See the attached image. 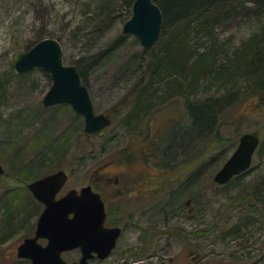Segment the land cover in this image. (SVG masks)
<instances>
[{
  "label": "rangeland",
  "instance_id": "374dc122",
  "mask_svg": "<svg viewBox=\"0 0 264 264\" xmlns=\"http://www.w3.org/2000/svg\"><path fill=\"white\" fill-rule=\"evenodd\" d=\"M130 16L131 7L122 0H0V264H30L16 256V249L34 235L43 206L26 185L60 170L68 174L65 190L91 185L101 193L107 225L122 229L110 256L88 264H264V214L254 189L264 181V149L228 184L212 180L240 135L264 136L252 82L236 79L229 87L210 82L188 92L186 73H181L179 80L161 85L146 114L132 118V91L148 81L142 79L143 62L152 48L121 32ZM258 26L240 11L216 32L229 48L239 49L256 38ZM45 37L60 41L66 65L78 71L79 59L91 64L84 86L94 112L110 121L101 136L84 135L83 118L68 105H41L51 80L40 69L14 72L15 53ZM191 45L193 52L201 51L196 41ZM161 51L158 47L152 54ZM96 55L100 57L92 64ZM186 98L199 102L194 105L220 101L213 124L220 130L219 144L210 145V137L206 142L208 132L178 138L188 130ZM156 144L166 166L151 155ZM212 147L211 160L201 165L202 151ZM79 256L73 250L62 257L73 262Z\"/></svg>",
  "mask_w": 264,
  "mask_h": 264
},
{
  "label": "water",
  "instance_id": "95a60500",
  "mask_svg": "<svg viewBox=\"0 0 264 264\" xmlns=\"http://www.w3.org/2000/svg\"><path fill=\"white\" fill-rule=\"evenodd\" d=\"M162 26V13L153 0H134L131 16L124 22L121 32L133 35L144 48L158 40ZM13 69L18 75L40 69L51 80L41 100L45 108L65 104L84 120L86 136H101L110 125L103 114H96L87 88L82 84L74 65H66L63 48L56 38L46 37L26 52H16ZM260 139L256 134L245 133L238 139L235 150L214 174L215 184L224 185L234 176L249 169ZM4 173L0 165V175ZM67 179L63 171L44 176L26 185L32 197L42 204L34 235L17 246L16 256L30 264H88L95 258L105 260L116 248L121 236L117 226H105L106 212L98 193L87 186L70 190L56 199ZM44 240V245L38 241ZM78 250L77 261L66 262L62 254Z\"/></svg>",
  "mask_w": 264,
  "mask_h": 264
},
{
  "label": "trees",
  "instance_id": "16d2710c",
  "mask_svg": "<svg viewBox=\"0 0 264 264\" xmlns=\"http://www.w3.org/2000/svg\"><path fill=\"white\" fill-rule=\"evenodd\" d=\"M133 1L122 0L124 5L129 7H132ZM234 1L237 2L236 5ZM153 2L159 6L162 13L161 35L151 47L149 58L143 62L145 69L142 79L148 78V81L146 83L139 82L132 91L135 99L130 104V116L133 114L132 118L136 119L137 114H146L153 102V96L160 92L161 85L164 84L167 87L168 81H177L180 79L177 77L178 74L186 73L184 81L187 84H183V86L185 85L184 88L188 92L206 86L210 82L229 87L233 85L236 79L237 81L241 79L251 81L252 83H249L250 88L258 97V103L255 104L256 113L264 122V0H153ZM85 11L88 12V9ZM101 11L102 9H100V13ZM240 11L243 17L250 18L259 25L257 35L253 36L259 37V41L254 42L256 38H251L249 43L241 44L239 49H231L220 40L216 28L220 27L222 23L230 21ZM90 14L94 20L97 18L98 14L95 12ZM201 40L203 41L201 42ZM193 41L198 43L199 47L196 48L201 50L200 52H193L195 49V46L191 45ZM158 47L162 49L161 53L159 55L152 54ZM99 57L100 55L94 56L90 62L96 63ZM90 65L84 59L77 61L78 73L83 84L86 82L85 72ZM178 87L184 89L180 85ZM223 89L225 88L219 87L218 92ZM186 100L188 107L187 112H185V128L188 130L178 138L187 139L192 136H204L208 132L209 135L205 138L206 142H208L207 138L210 137L209 140H213L210 145L219 144L221 141L220 130L218 127L213 129V124L214 112L219 111L216 108H218L220 101L210 100L207 105H194L199 102H196L197 100L190 102L187 98ZM131 120L128 118L127 122ZM173 131L174 129H171V133ZM170 135L168 134V136ZM256 135L261 138L256 150L260 153L264 149V136L260 133H256ZM167 142H169V138L166 139L164 152L170 147L171 142L168 144ZM158 143L160 144V141ZM214 153L213 147L211 152L202 151L201 165L206 166ZM153 154L157 156L158 162L166 166V159L163 154L160 155L157 144L151 155ZM198 173L199 169L196 170L193 177ZM235 178L238 176L233 179ZM254 189L256 195L260 196L256 203L262 205L261 212L264 214V202H261L264 201V194L261 195L264 192V181L261 179L257 182ZM252 208L254 209L253 213L255 211L257 215L260 213L257 208L255 209L253 206Z\"/></svg>",
  "mask_w": 264,
  "mask_h": 264
},
{
  "label": "flooded vegetation",
  "instance_id": "af4514ba",
  "mask_svg": "<svg viewBox=\"0 0 264 264\" xmlns=\"http://www.w3.org/2000/svg\"><path fill=\"white\" fill-rule=\"evenodd\" d=\"M51 174H53V173H51ZM66 176H67V179H66V181H65V183H64V185H63V187H62L61 190L59 191V193L56 195V199L62 197L63 195H65V194H66L68 191H70V190H76L77 193L79 194L80 189L69 188L68 190H65V188H66V184H67V181H68V174H67V173H66ZM89 186L92 188L91 185H89ZM92 189H93V188H92ZM99 194H100V197H101L102 201L104 202L105 211H106V219H107V216H108V208H107V206H106V202H105V200L103 199L101 193H99ZM105 224L107 225V222H106ZM107 226H109V225H107ZM114 226H117V225H114ZM118 227H119V226H118ZM121 230H122V229H121Z\"/></svg>",
  "mask_w": 264,
  "mask_h": 264
}]
</instances>
